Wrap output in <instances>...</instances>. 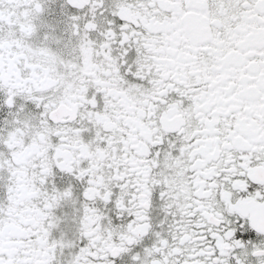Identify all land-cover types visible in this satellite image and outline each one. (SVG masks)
Instances as JSON below:
<instances>
[{
  "label": "snow or ice",
  "instance_id": "snow-or-ice-1",
  "mask_svg": "<svg viewBox=\"0 0 264 264\" xmlns=\"http://www.w3.org/2000/svg\"><path fill=\"white\" fill-rule=\"evenodd\" d=\"M0 264H264V0H0Z\"/></svg>",
  "mask_w": 264,
  "mask_h": 264
}]
</instances>
